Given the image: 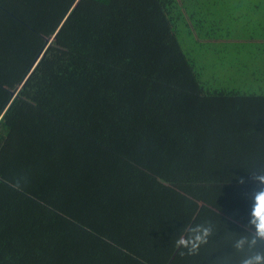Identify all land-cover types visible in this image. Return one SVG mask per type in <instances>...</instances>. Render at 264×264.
Masks as SVG:
<instances>
[{
	"label": "trees",
	"instance_id": "16d2710c",
	"mask_svg": "<svg viewBox=\"0 0 264 264\" xmlns=\"http://www.w3.org/2000/svg\"><path fill=\"white\" fill-rule=\"evenodd\" d=\"M126 3L0 0V264H213L244 230L247 170L264 165V0H154L170 42L145 40V57L171 91L140 106L75 85H96L89 51L108 81L150 80L120 66ZM203 219L216 234L180 257L171 241Z\"/></svg>",
	"mask_w": 264,
	"mask_h": 264
},
{
	"label": "crops",
	"instance_id": "0c3cea01",
	"mask_svg": "<svg viewBox=\"0 0 264 264\" xmlns=\"http://www.w3.org/2000/svg\"><path fill=\"white\" fill-rule=\"evenodd\" d=\"M130 6V7H128ZM114 8H120V13L119 17L117 20V25H121V29L119 32L121 36L119 39V52L123 55L122 63H116V65H120L122 69L127 70L128 69V62L124 59V55L126 53H131V59L133 60L132 62V67H133V72L136 74H139V76L149 78L150 80L146 79L142 82V88L139 89V92L137 93L136 99H134L132 102V105L134 106H140V102L142 100H147V102H150L151 100V94L154 92L163 90L168 87H166L162 81H164L167 77L171 75L172 73L170 72L169 69L167 68H161V67H156L148 64V61L146 60V44L144 43L145 40H160L162 37L166 38V35L163 34V26L165 24L164 17L161 12H159L158 7L156 4H154V0H135V3L133 5H117L114 6ZM75 9V8H74ZM88 10L89 7H87ZM95 12L98 15V19L100 20H106V15L111 12L112 10L104 9L103 7L96 6L93 8ZM85 12V9L83 10ZM130 28V30H129ZM132 36L131 39H127V35ZM163 42H170V38L167 41ZM95 49V48H94ZM112 50V49H111ZM115 50V49H114ZM111 53H113L111 51ZM88 57L84 61V68L83 72L91 74V76H95L97 79L96 85H94L92 82H90L91 87L88 86L86 79L84 80L83 83L78 81V83H75L77 86H82L83 88L89 89L91 91H104L108 90L107 89V82H108V75L112 70L109 67H105L104 70L99 68L94 67V61L92 60L94 57H99L102 53L101 52H94V51H89L87 52ZM146 54V55H145ZM108 61L110 64V60H115L114 55L109 54L108 55ZM152 56V55H151ZM102 59V56H101ZM103 60L105 58L103 57ZM88 61V63H87ZM107 63V64H109ZM156 67V68H154ZM159 74L161 75L164 79H158V78H153L151 76ZM157 82V83H156ZM92 83V84H91ZM173 87H178L179 85H172ZM171 89V87L168 88V90ZM107 91V92H108ZM171 90L167 91L170 92ZM179 91V90H178ZM174 92V91H173ZM176 92V91H175ZM147 96H144L146 95Z\"/></svg>",
	"mask_w": 264,
	"mask_h": 264
},
{
	"label": "clouds",
	"instance_id": "9594fccd",
	"mask_svg": "<svg viewBox=\"0 0 264 264\" xmlns=\"http://www.w3.org/2000/svg\"><path fill=\"white\" fill-rule=\"evenodd\" d=\"M247 173L255 187L245 192L243 198L249 203L247 222L244 230L229 232L230 251L218 257L213 264H264V165L252 164ZM29 178L17 174L12 187L23 191ZM240 184L245 181L240 179ZM218 222L203 219L198 223L185 225L178 236L171 241L173 249L180 257L199 256L201 248L208 245L210 238L217 232Z\"/></svg>",
	"mask_w": 264,
	"mask_h": 264
},
{
	"label": "rangeland",
	"instance_id": "374dc122",
	"mask_svg": "<svg viewBox=\"0 0 264 264\" xmlns=\"http://www.w3.org/2000/svg\"><path fill=\"white\" fill-rule=\"evenodd\" d=\"M127 1V3L126 4H129V5H133L134 3H135V0H126ZM128 7H130V6H128ZM75 10H76V6H75V9H74V13H75ZM157 40V39H156ZM160 44H163V45H165L164 44V42L163 41H159V40H157ZM167 45H169V43L167 42L166 43ZM167 47V46H166ZM166 47L164 48V50H166ZM168 48V47H167ZM117 53H119V57H123V55L120 53V52H117ZM124 59L126 60V61H131V53H126L125 55H124ZM87 63H88V61H87ZM94 67L95 68H99L100 66L99 65H94ZM91 76V74H90V72H89V77ZM186 76H188V74H186ZM93 79V81L95 82V83H97V79H96V77L95 76H91L90 77V80H92ZM92 84V83H91ZM107 89H109V91H111L112 93H115V94H117L119 97H120V99H125V100H128V101H131V102H134L133 101V98L130 96V95H133V96H135L136 94H137V91H136V89L134 90V91H130V88H131V84L130 83H128L127 81H126V79H124V78H122V76H120V77H117V78H115V79H113V80H110V81H108L107 82ZM188 90V89H187ZM129 92H131V93H129ZM165 93V92H164ZM163 93V94H164ZM161 95L160 94H156V93H153V95H152V97L154 98V99H157L158 97H160ZM137 97V96H136ZM135 97V98H136ZM135 103V102H134ZM144 104V103H143ZM184 109V108H183Z\"/></svg>",
	"mask_w": 264,
	"mask_h": 264
}]
</instances>
